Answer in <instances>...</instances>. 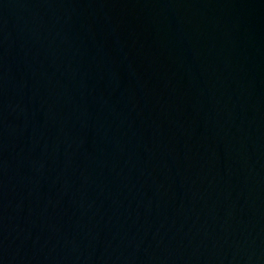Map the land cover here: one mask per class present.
<instances>
[{
    "label": "water",
    "instance_id": "obj_1",
    "mask_svg": "<svg viewBox=\"0 0 264 264\" xmlns=\"http://www.w3.org/2000/svg\"><path fill=\"white\" fill-rule=\"evenodd\" d=\"M0 264H264V0H0Z\"/></svg>",
    "mask_w": 264,
    "mask_h": 264
}]
</instances>
